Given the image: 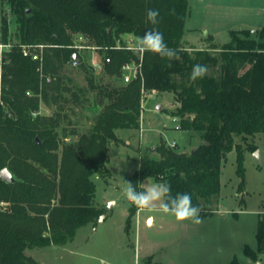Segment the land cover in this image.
<instances>
[{"label": "trees", "instance_id": "obj_1", "mask_svg": "<svg viewBox=\"0 0 264 264\" xmlns=\"http://www.w3.org/2000/svg\"><path fill=\"white\" fill-rule=\"evenodd\" d=\"M148 9L159 10L157 25L148 22ZM189 9V0H0V41L13 44L5 54L0 91V171L7 167L16 178L8 183L0 176V264H37L32 249L64 245L80 227L99 218L93 176L110 173L111 144L121 142L118 131L140 129L142 98L149 92H173L172 115L179 119V129L202 142L187 153L161 140L142 154L131 178L138 191L149 177L166 182L173 196L191 194L201 217L210 216L212 199L221 190L223 163L234 149L239 187L244 186L238 140L264 132V43L243 31L242 37L231 33L219 54L190 51L183 41ZM150 30L163 33L176 59L153 53L141 58L126 48L129 38ZM80 36L86 42H76ZM23 44L42 45V59L25 56ZM79 44L103 52V70L113 82L97 83ZM74 54L86 87L77 86L65 71ZM131 62L141 63L142 76L124 83L123 66ZM194 64L219 65V76L192 82ZM91 98L101 110L80 130L72 105L87 110ZM42 103L54 110L41 115ZM135 211L132 204L127 228ZM257 239L263 253L264 218ZM246 253L257 258L249 246Z\"/></svg>", "mask_w": 264, "mask_h": 264}, {"label": "rangeland", "instance_id": "obj_2", "mask_svg": "<svg viewBox=\"0 0 264 264\" xmlns=\"http://www.w3.org/2000/svg\"><path fill=\"white\" fill-rule=\"evenodd\" d=\"M189 6L183 41L190 51L208 49L219 54L220 48L231 41V33L242 37L243 31L264 43V0H189ZM9 27L14 33V20ZM76 42L86 40L78 37ZM82 50L92 65L93 60L98 62L93 66L97 83L113 82L104 73L103 52ZM207 68V75L219 76V65ZM65 71L77 86H87L80 68L69 64ZM174 99L173 92H149L143 96L140 129L119 130L121 142L110 147V173L93 176L94 205L102 214L94 223L80 227L72 241L32 249L30 254L37 264H264V252H258L257 239L260 219L264 218V132L238 140L245 168L241 189L237 151L228 153L220 193L210 205L213 214L201 217V223L177 221L157 204L144 209L136 206L127 228L132 203L125 197V182H131L140 156L150 153L161 140L187 153L202 142L199 136L178 128L179 119L174 120L172 115L176 109ZM72 106L78 113L73 118L78 120L80 130L87 129L101 110L96 101L87 110ZM53 110L42 103L39 113L47 115ZM153 183L157 181L149 177L142 185L146 188ZM148 216L153 221H148ZM248 246L257 252L256 259L247 255Z\"/></svg>", "mask_w": 264, "mask_h": 264}, {"label": "clouds", "instance_id": "obj_3", "mask_svg": "<svg viewBox=\"0 0 264 264\" xmlns=\"http://www.w3.org/2000/svg\"><path fill=\"white\" fill-rule=\"evenodd\" d=\"M159 16L158 9L147 10L146 18L152 25L159 23ZM135 45L136 50L140 53H153L168 60L177 58L176 50L168 46L163 33L158 30L146 31L142 37L137 38ZM207 72L206 65L194 64L189 74V80L195 82L203 79ZM125 185L126 199L139 208H153L159 204L163 213L171 214L177 221H192L196 224L202 222V209L198 205H193L189 193H177L173 196L171 185L166 182L153 183L140 191L131 182H125Z\"/></svg>", "mask_w": 264, "mask_h": 264}, {"label": "built area", "instance_id": "obj_4", "mask_svg": "<svg viewBox=\"0 0 264 264\" xmlns=\"http://www.w3.org/2000/svg\"><path fill=\"white\" fill-rule=\"evenodd\" d=\"M81 40H85L82 36H80ZM137 39L136 38H129L128 39V45L126 46L127 49L129 50H133L135 51L141 58H142V53L138 52L136 50V45H135V41ZM13 44L11 43H3L0 41V91L2 90V86H3V64H4V59H5V54L7 51H9L11 49ZM22 47V51L23 54L25 56H31L33 59L35 60H39L42 59V54L41 52H39V48H43L42 45L37 46V45H30V44H23L21 45ZM76 47H78L79 49H98L95 46H90V45H84V44H79ZM110 58L107 57L106 58V62H109ZM79 61L77 60H72V62L70 63L73 67H78L79 65ZM93 66L96 67L98 66V62L93 60ZM123 82L124 83H129L131 82L133 79L138 78L139 76H142V72H141V63H135V62H131V63H126L123 66ZM27 94L30 95V91H27ZM179 128V126H178ZM173 144H175V142H173ZM1 206L4 205V203L0 204Z\"/></svg>", "mask_w": 264, "mask_h": 264}, {"label": "water", "instance_id": "obj_5", "mask_svg": "<svg viewBox=\"0 0 264 264\" xmlns=\"http://www.w3.org/2000/svg\"><path fill=\"white\" fill-rule=\"evenodd\" d=\"M28 11H30V9H28ZM255 33V31L253 32ZM78 55L74 54L73 55V59L77 60ZM39 141V139H37ZM0 176L3 180H5L8 183H14L16 181L15 176L13 175V173L9 170V168L5 167L0 171ZM26 255H30L29 252L26 253Z\"/></svg>", "mask_w": 264, "mask_h": 264}, {"label": "crops", "instance_id": "obj_6", "mask_svg": "<svg viewBox=\"0 0 264 264\" xmlns=\"http://www.w3.org/2000/svg\"><path fill=\"white\" fill-rule=\"evenodd\" d=\"M174 120H178L176 117H174ZM179 125V124H178ZM144 209V208H143ZM143 209H142V211H143ZM147 220L148 221H150V220H152L153 221V217L152 216H148V218H147Z\"/></svg>", "mask_w": 264, "mask_h": 264}]
</instances>
